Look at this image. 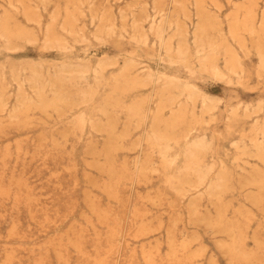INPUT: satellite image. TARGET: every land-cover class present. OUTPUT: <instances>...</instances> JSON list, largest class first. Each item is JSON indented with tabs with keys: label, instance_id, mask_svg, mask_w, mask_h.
Returning a JSON list of instances; mask_svg holds the SVG:
<instances>
[{
	"label": "rangeland",
	"instance_id": "obj_1",
	"mask_svg": "<svg viewBox=\"0 0 264 264\" xmlns=\"http://www.w3.org/2000/svg\"><path fill=\"white\" fill-rule=\"evenodd\" d=\"M0 100V264H264V0H0Z\"/></svg>",
	"mask_w": 264,
	"mask_h": 264
},
{
	"label": "bare ground",
	"instance_id": "obj_2",
	"mask_svg": "<svg viewBox=\"0 0 264 264\" xmlns=\"http://www.w3.org/2000/svg\"><path fill=\"white\" fill-rule=\"evenodd\" d=\"M238 24H239V23H238ZM177 25H178V24H177ZM153 26H154V25H153ZM159 27H161V26H159ZM184 28H185V27H184ZM198 28H199L200 32H204V26H203V25H201V27H198ZM152 29H153V28H152ZM152 29H151V31H152ZM158 30H159V28H158ZM183 30H184V29H183ZM197 31H198V30H197ZM8 32H9V31H8ZM158 32H159V31H158ZM160 33H162V32H160ZM157 34H159V33H157ZM179 34H180V32H179ZM159 35H160V34H159ZM181 35H182V33H181ZM162 36H163V35H162ZM179 36H180V35H179ZM202 36H203V35H202ZM184 37H185V36H184ZM207 37H208V35H207ZM183 39H184V38H183ZM200 39H201V38H200ZM169 40H170V39H169ZM201 40H202V39H201ZM201 40H200L199 42H201ZM166 41H167V40H166ZM181 41H182V40H181ZM196 41H197V39H196ZM213 41H214V40H213ZM168 42H169V41H168ZM184 42H186V41L184 40ZM184 42H183V43H184ZM160 43H161V42H160ZM180 44L182 45V43H180ZM202 44H203V43H201V44H199V45H202ZM208 44L211 45L210 47L208 46L209 48H212V47L215 46L214 44H211V43H208ZM168 45H169V43H168ZM199 45H198V46H199ZM170 46H171V45H170ZM65 47H66V46H65ZM164 47H165V46H164ZM181 47H183V49H184V46H181ZM185 47H186V46H185ZM187 47H188V46H187ZM201 47H202V46H201ZM203 47H204V46H203ZM168 48H169V47H168L167 44H166V49H168ZM198 48H199V47H198ZM169 49H170V48H169ZM181 49H182V48H181ZM185 49H186V48H185ZM201 50H202V49H201ZM213 50H214V49H213ZM168 51H169V50H168ZM181 51H182V50H181ZM199 51H200V50H199ZM209 51H210V49H209ZM183 52H184V50H183ZM212 52H213V51H212ZM177 53H178V50H177ZM199 53H200V52H199ZM204 53H205V52H204ZM167 54H168V53H167ZM188 54H189V53H188ZM201 54H202V53H201ZM178 55H179V54H178ZM204 55H205V54H204ZM202 56H203V55H202ZM202 56H201V57H202ZM207 56H208V55H207ZM205 57H206V56H205ZM205 57H204V59H206ZM185 58H186V57H184V59H185ZM208 58L210 59V57H208ZM176 59H177V58H176ZM204 59H203V60H204ZM199 60H200V57H199ZM173 61H174V60H173ZM207 62H209V61H207ZM108 64H109V63H107V65H108ZM102 65H103V68H104V62L102 63ZM203 65H204V64H203ZM206 65H207V64H206ZM105 66H106V65H105ZM127 67H128V66H127ZM79 68H80V67H79ZM82 68H83V67H81V69H82ZM101 68H102V67H101ZM101 68H100V69H101ZM131 68H132V67H131ZM69 69H70V68H69ZM72 69H73V67H72ZM84 69H85V68H84ZM86 69H87V68H86ZM208 69H209V68H208ZM61 70H64V69L61 68ZM73 70H74V69H73ZM73 70H72V71H73ZM75 70H77V67H75ZM79 70H80V69H78V71H79ZM72 71H71V72H72ZM82 71H83V70H82ZM102 71H103V70H102ZM60 72H61V71H60ZM84 72H85V71H84ZM86 72H87V74H88V70H87ZM36 73H37V72H36ZM54 73H55V72H54ZM62 73H64V72H62ZM73 73H76V72H73ZM77 73H79V72H77ZM81 73H82V72H81ZM81 73H79V75H80ZM102 73H103V72H102ZM94 74H95V73H94ZM98 74H99V73H98ZM122 74H123V73H122ZM122 74H121V75H122ZM152 74H153V73H152ZM37 75H38V74H37ZM70 75H71V73H70ZM79 75H77V76H78V77H77L78 79L80 78ZM150 75H151V74H150ZM60 76H61V75H60ZM151 76H152V75H151ZM82 77H83V76H82ZM97 77H98V76H97ZM40 78H41V77H40ZM85 78H86V76H85ZM148 78H150V77H148ZM40 80H41V79H40ZM146 80H148V79H146ZM167 81H168V80H167ZM75 82H76V81H75ZM40 83H41V82H40ZM179 83H180V82H179ZM24 84H25V83H24ZM32 84H33V83H32ZM47 84H48V83H47ZM166 84H167V83H166ZM166 84H165V85H166ZM177 84H178V83H176V85H177ZM183 84H184V83H183ZM176 85H175L174 87H176ZM180 85H181V84H180ZM185 85H186V84H185ZM186 87H187V86H186ZM186 87H185V88H186ZM172 88H173V87H172ZM53 89H54V88H53ZM165 89H166V88H165ZM169 89H170V87H169ZM173 89H174V88H173ZM192 89H194V88L192 87ZM192 89H191V90H192ZM19 90H20V89H19ZM36 90H38V89H36ZM36 90H35V91H36ZM41 90H42V89H41ZM167 90H168V88H167ZM184 90H185V89H184ZM187 90H188V89H187ZM191 90H190V91H191ZM42 91H43V90H42ZM163 91H164V90H163ZM168 91H169V90H168ZM190 91L188 92L189 94H190ZM199 91H200V90H199ZM37 92H38V91H37ZM40 92H41V91H40ZM43 92H44V91H43ZM183 92H185V91L182 90V93H183ZM193 92H194V91H193ZM89 93H90V92H89ZM89 93H88V94H89ZM197 93H198V92H197ZM199 93L201 94V92H199ZM199 93H198V94H199ZM39 94L43 95L42 93H38V95H39ZM57 95H58V94H56V96H57ZM163 95H164V94H163ZM202 95H203V94H202ZM56 96H55V97H56ZM61 96H62V95H61ZM61 96H60V98H61ZM88 96H89V95H88ZM190 96H192V94H191ZM194 96H195V95H194ZM39 97H40V96H39ZM196 97H197V96H196ZM198 97H199V96H198ZM203 97H204V96H203ZM39 99H40V98H39ZM84 99H85V98H84ZM90 99H91V98H90ZM173 99H174V98H173ZM173 99H172V100H173ZM195 99H196V101H198L197 98H195ZM195 99H194V101H195ZM208 99H209V97H208ZM54 100H55V98H54ZM58 100H59V98H58ZM58 100H57V101H58ZM169 100H170V99H169ZM169 100H168V101H169ZM172 100H171V102H172ZM209 100H210V99H209ZM42 101H43V100H42ZM84 101H85V100H84ZM173 101H174V100H173ZM179 101H180V100H179ZM191 101H192V100H191ZM210 101H211V100H210ZM201 102H202V101H201ZM212 102H213V99H212ZM217 102H218V101H217ZM0 103H1V106H2V101H1V100H0ZM167 103H168V102H167ZM172 103H173V102H172ZM174 103H176V102H174ZM206 103H207V102H206ZM24 104H25V103H24ZM48 104H49V103H48ZM173 105H174V104H173ZM45 106H46V105H45ZM48 106H49V105H48ZM3 107H4V105H3ZM5 107H6V105H5ZM5 107H4V108H5ZM24 107H25V106H24ZM208 107H209V106H208ZM214 107H215V105H214ZM17 110H18V109H17ZM15 111H16V110H15ZM205 111H206V110H205ZM207 111H208V110H207ZM212 111H213V110H212ZM209 112H210V111H209ZM192 115H193V114H192ZM208 115H209V114H208ZM12 116H13V115H12ZM12 116H11V117H12ZM14 116H15V114H14ZM78 121H79V120H78ZM83 122H84V120H83ZM80 124H81V123H80ZM153 134H154V133H153ZM151 136H152V135H151ZM156 136H157V135H156ZM157 137L159 138V135H158ZM153 138H154V137H153ZM153 138H152V139H153ZM159 139H160V138H159ZM161 139H162V137H161ZM152 141H154V140H152ZM194 141H195V140H194ZM198 141H199V140H198ZM198 143H201V142H198ZM190 145H191V144H190ZM190 145H189V147H190ZM192 145H194V143H193ZM192 145H191V146H192ZM199 145H200V144H199ZM195 146H196V145H195ZM195 146H194L193 148H195ZM189 147H188V148H189ZM197 147H198V146H197ZM194 150H197V149H194ZM200 150H201V149H200ZM163 151H164V150H163ZM161 152H162V151H161ZM164 152H165V151H164ZM203 152H204V150H203ZM189 153L192 154V156H193L194 158H193L192 156H190V155H189V157H191V158H193L194 160H196V159H195V156H194V155H196V153H194V154L191 153V152H189ZM166 155H167V153H166ZM163 156H164V155H163ZM198 156H199V154H198ZM170 158H171V157H170ZM164 159H165V158H164ZM169 160H170V163H171L172 160H171V159H169ZM173 160H174V159H173ZM166 161H167V159H166ZM192 161H193V160H192ZM164 162H165V161H164ZM167 163H169V162H167ZM190 163H191V162H190ZM191 165H192V164H191ZM190 167H191V166H190ZM200 169H201V168H200ZM200 169H199V170H200ZM186 170H187V169H185V171H186ZM189 171H190V170H189ZM189 171H188V172H189ZM200 171H202V170H200ZM194 172H195V171H194ZM202 172H203V171H202ZM202 172H200V173H202ZM196 173H199V172H197V170H196ZM208 173H209V172H208ZM200 175H201V174H200ZM202 175H203V174H202ZM206 176H207V174H206ZM202 178H205V176H203Z\"/></svg>",
	"mask_w": 264,
	"mask_h": 264
}]
</instances>
